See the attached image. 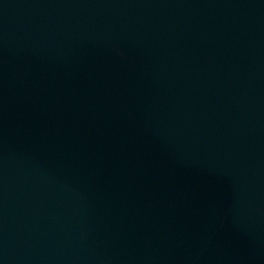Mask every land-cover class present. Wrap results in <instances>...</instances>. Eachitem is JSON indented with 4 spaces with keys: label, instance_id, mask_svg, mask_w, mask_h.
I'll list each match as a JSON object with an SVG mask.
<instances>
[{
    "label": "water",
    "instance_id": "1",
    "mask_svg": "<svg viewBox=\"0 0 264 264\" xmlns=\"http://www.w3.org/2000/svg\"><path fill=\"white\" fill-rule=\"evenodd\" d=\"M0 264H264V0H0Z\"/></svg>",
    "mask_w": 264,
    "mask_h": 264
}]
</instances>
